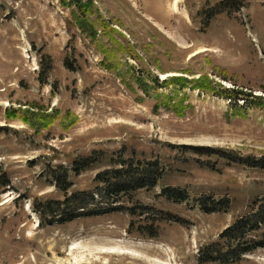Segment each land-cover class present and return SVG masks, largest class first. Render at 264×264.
Returning <instances> with one entry per match:
<instances>
[{
  "label": "rangeland",
  "instance_id": "374dc122",
  "mask_svg": "<svg viewBox=\"0 0 264 264\" xmlns=\"http://www.w3.org/2000/svg\"><path fill=\"white\" fill-rule=\"evenodd\" d=\"M171 1H95L105 17L123 21L115 27L141 56L121 55L128 86L102 66V54L61 0H0V264H222L202 263V248L264 198V105L238 109L221 90L186 87L192 109L184 116L156 111L171 88L151 82L146 94L127 64L160 81L208 74L264 97V0H179L178 12ZM32 103L72 115L40 132L6 118L8 107ZM94 155L99 161L90 168L70 171L69 193L95 190L96 175L120 156L162 162L159 185L134 195L152 207L150 218L118 211L42 221L36 202L66 195L49 167L71 169ZM165 187L183 189L189 199L170 200ZM204 196L208 207L229 199L230 208L206 212ZM141 225L159 226L158 236L140 233ZM231 264H264V248Z\"/></svg>",
  "mask_w": 264,
  "mask_h": 264
},
{
  "label": "trees",
  "instance_id": "16d2710c",
  "mask_svg": "<svg viewBox=\"0 0 264 264\" xmlns=\"http://www.w3.org/2000/svg\"><path fill=\"white\" fill-rule=\"evenodd\" d=\"M95 1L61 0V4L64 8L71 9V14L80 31L90 39V44L96 51L102 54V66L108 71L117 72L116 75L122 78H120L122 83L128 84L124 74H121L119 69L123 66L121 55L129 56L136 62L142 61L141 56L137 52L136 46L130 40H126V35L115 27L117 24L124 27L123 21L115 17H105L96 6ZM236 7L239 8L238 5ZM226 10L227 8L224 6L221 11ZM66 65L70 68L73 67L69 63ZM127 68L132 73L131 78L138 82L139 88L146 94L151 91L149 86L151 82L156 88H171L172 93L160 98L161 101H159V97L155 96L159 101L154 105L156 111L163 107L178 116H184L187 111L192 109L190 104L187 105L186 98L188 96L183 92L186 87L210 91L217 95L221 90L223 97L229 100L231 106L239 107L238 109L264 105V97L247 93L238 86L225 87L208 74L190 78L184 75L189 72H182L183 75H172L160 81L158 76L153 75L151 71L143 70L140 67L135 70V67L129 64H127ZM222 73L225 77L224 80H230L226 71ZM128 86L130 85L128 84ZM240 102L242 103L240 104ZM25 106L27 107H8L5 116L9 120L21 119L33 127L36 132L50 128L57 118L65 119L72 115L71 112L62 115L59 110L54 108L49 111L44 106H38L37 103L26 104ZM63 127L66 128L65 125ZM95 155L76 160L71 169L64 166L49 167L48 173L52 182L66 195L63 199L36 202L35 209L43 222L48 224L66 223L81 217L99 216L118 211H126L131 215L150 218L152 207L135 200L134 195L139 190H151L159 185V181L165 173L162 162L120 156L111 161L110 168L104 169L96 175L97 186L95 190L69 193V189L73 185L70 181V171L79 174L90 168L99 161V157ZM261 167L264 168V162ZM162 195L180 203L189 199V194L185 190L174 187H165ZM208 199L210 200L209 196L199 199L200 207L206 212L213 213L230 208L229 199L213 202L211 207L207 206ZM126 201L132 204L124 205ZM157 211L160 215L165 216L163 211ZM155 215L158 214H154L153 217ZM149 227L145 231V226L141 225L138 231L152 238L157 237L159 226L152 225L151 228ZM259 248H264V198L259 202L255 212L242 216L227 227L221 233L220 241L202 248L200 261L202 263L231 264L240 261L246 254Z\"/></svg>",
  "mask_w": 264,
  "mask_h": 264
},
{
  "label": "bare ground",
  "instance_id": "6f19581e",
  "mask_svg": "<svg viewBox=\"0 0 264 264\" xmlns=\"http://www.w3.org/2000/svg\"><path fill=\"white\" fill-rule=\"evenodd\" d=\"M178 1H179V0H175V1L172 0V1H171V2H172V7H173V10H174V11H177V10H178ZM165 2H166V3H170V0H165ZM177 12H178V11H177ZM177 12H176V13H177Z\"/></svg>",
  "mask_w": 264,
  "mask_h": 264
}]
</instances>
